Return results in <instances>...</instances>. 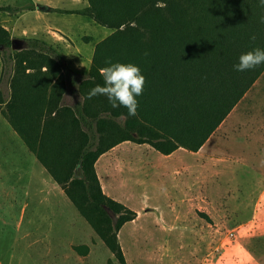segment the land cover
<instances>
[{
    "label": "trees",
    "instance_id": "obj_1",
    "mask_svg": "<svg viewBox=\"0 0 264 264\" xmlns=\"http://www.w3.org/2000/svg\"><path fill=\"white\" fill-rule=\"evenodd\" d=\"M59 10L113 31L96 44L83 76L39 38L26 39L23 49L6 56L12 37L0 25L3 75L9 62L14 71L10 99L0 92V103L6 101L2 114L118 262L126 264L118 232L137 213L103 192L97 159L124 141L148 143L165 155L203 146L264 69V64L243 72L233 68L242 52L264 48L259 22L264 8L256 0H88L83 8ZM107 60L140 66L145 85L135 116L113 108L104 96L89 99V90L103 84L100 69ZM39 74L46 77L41 81ZM23 78L36 92L26 94V101L18 85ZM66 93L77 95V101L66 103ZM42 96L47 104L40 106Z\"/></svg>",
    "mask_w": 264,
    "mask_h": 264
},
{
    "label": "rangeland",
    "instance_id": "obj_2",
    "mask_svg": "<svg viewBox=\"0 0 264 264\" xmlns=\"http://www.w3.org/2000/svg\"><path fill=\"white\" fill-rule=\"evenodd\" d=\"M87 5L88 0H0V6L11 7L0 11V25L25 43L34 37L47 41L45 27L59 26L63 32L56 35L58 53L68 56L64 60L70 68L87 74L92 59H79V55L93 57L96 44L113 29L84 15L59 10ZM43 6L56 9L40 10ZM11 51L6 48L4 54ZM2 55L0 80L4 77ZM44 75L38 78L42 81ZM18 85L24 101L30 91L36 94L24 78ZM2 89L7 94L8 88ZM41 102L38 99V105H46L47 98ZM5 104L0 103V264H120L61 186V193L56 191L58 187L49 189L53 198L46 206L26 204L22 185L11 193L12 170L22 152L8 138L11 124L2 116ZM178 150L181 164L172 167L178 161L165 159L148 143L128 141L106 151L95 163L103 192L137 213L118 232L126 264H264V69L203 146L197 151ZM144 155L145 161L152 160L151 172L141 162ZM200 156L206 163L202 167ZM143 168L144 176L159 178L161 183L156 184L160 187L138 186L134 177ZM142 193L154 201L142 202ZM12 196L15 204L9 201ZM31 209L47 213L48 228L45 235L34 229L30 238H24L18 220ZM13 242L14 253L8 250Z\"/></svg>",
    "mask_w": 264,
    "mask_h": 264
},
{
    "label": "crops",
    "instance_id": "obj_3",
    "mask_svg": "<svg viewBox=\"0 0 264 264\" xmlns=\"http://www.w3.org/2000/svg\"><path fill=\"white\" fill-rule=\"evenodd\" d=\"M48 7H52V6H48ZM40 10L43 11H47L44 8L40 7ZM50 10V9H49ZM11 34L12 38H16L15 33H13V31L11 29H9L8 27H6ZM46 28V40L45 41L47 43L48 46H51L53 48V50H55L57 53V49H56V45L59 42V38H57L56 35H58L59 32H63V30L56 25H48L45 27ZM36 38V37H34ZM40 39V38H39ZM51 39V40H49ZM53 45V46H52ZM59 54V53H58ZM61 55V54H60ZM65 59H68L67 55H61ZM83 56V55H82ZM81 54L79 55V59H85L87 61H91L92 57L90 58V56L88 57H82ZM65 62V60H64ZM66 63V62H65ZM12 64L13 62H11V64L8 66V71H7V77L6 74L3 75L4 77H1L2 79L0 80L1 85H3V87H0V91H2L3 95H4V99L6 101H8L10 99L11 96V88H10V83L12 80V76L13 73H11L12 70ZM66 65L68 66V64L66 63ZM69 67V66H68ZM72 69V68H71ZM72 71L78 75H83L85 76V72L84 71H80L78 69L73 68ZM3 72V71H2ZM6 77V78H5ZM6 79V80H5ZM6 84V85H5ZM4 86H6V88H8L7 94H5L4 89L1 90V88H4ZM65 96L68 97V101L64 99V101L68 104H72L74 102L77 101L78 97L77 95H73V94H69L66 93ZM5 101V102H6ZM70 101V102H69ZM5 102H3V104H5ZM1 113V111H0ZM2 115V114H1ZM3 116V115H2ZM4 117V116H3ZM8 122V121H7ZM9 123V122H8ZM10 125V124H9ZM10 128V132L8 134V138H10L11 141H13L14 145L17 146L22 154L21 156L18 157V165L13 168L12 170V184L10 185V188L12 190V194H15V189L17 188H21V185L23 187V189L26 190V204H28L29 206L32 204H39V205H48L49 203V199L52 200L53 196H51V194L49 195V189H52L54 187H58L55 188L56 191L58 190L59 192L61 190L60 185L55 182L51 176L48 173V170L45 166H43V164H41V162L38 160L37 156L35 155V153H33L32 151H30L28 149V147L26 146V144L24 143L23 139L20 137V135L12 128V126H9ZM20 139V140H19ZM125 143H128V141H124L121 142L120 144L116 145L115 147H113L112 149H116V147H120L122 145H125ZM111 149V150H112ZM178 149L173 151L171 154L165 155V159L166 157H170L172 158L173 161H178L174 164H172V167H176L178 165L181 164V158L179 155H176L178 153ZM198 153V152H196ZM147 159L144 155V158L142 159L141 157V162L145 165V162L147 163V169L146 172L148 171H152V166L150 165V160H144ZM152 161V160H151ZM184 163V161H183ZM202 165H206L205 163V159L203 157L200 156V162H199V166L202 167ZM186 166H184L185 168ZM191 166H189L190 168ZM205 167V166H204ZM143 168V170H138L136 171V176L135 181L138 184V186H140L141 188H147V189H151L154 187H160L158 184L161 183L159 178L155 175H148V176H144V172L145 169ZM139 179V180H138ZM165 182V181H164ZM162 182V183H164ZM158 183V184H156ZM163 186H166L163 184ZM61 193V192H60ZM13 198L11 200H9L10 202H12L11 204H15L16 203V197L12 196ZM145 197V198H144ZM143 197V193L141 195V200L142 202L146 201L149 203L154 201L152 198V196L146 195ZM21 218L18 220V229H20L19 231H21V229L23 228L24 230V238H30V236L32 234H34V229L37 231H42L44 232V235L47 232V220H48V216L47 213L44 212L43 214L37 213L36 209H31L30 214L25 217L23 216V213H21ZM43 221V223H42ZM39 223L38 225L36 223ZM80 227L82 226V223L79 224ZM15 251V243L13 242V244H11V246H9L8 250Z\"/></svg>",
    "mask_w": 264,
    "mask_h": 264
},
{
    "label": "clouds",
    "instance_id": "obj_4",
    "mask_svg": "<svg viewBox=\"0 0 264 264\" xmlns=\"http://www.w3.org/2000/svg\"><path fill=\"white\" fill-rule=\"evenodd\" d=\"M259 7L264 8V0H256ZM259 22L264 23V15L259 17ZM255 39L253 35L251 37ZM264 64V48L255 47L238 56V62L233 65L235 71L243 72ZM103 84H97L88 92V97L101 95L106 97L113 107L127 109L129 116H135L139 102L137 97L142 95L145 76L136 63L107 60L106 66L100 69Z\"/></svg>",
    "mask_w": 264,
    "mask_h": 264
},
{
    "label": "water",
    "instance_id": "obj_5",
    "mask_svg": "<svg viewBox=\"0 0 264 264\" xmlns=\"http://www.w3.org/2000/svg\"><path fill=\"white\" fill-rule=\"evenodd\" d=\"M42 8H46V7L43 6ZM11 47L13 50L23 49L25 47V42H24V40H22L20 38H12ZM2 48H4V46L0 45V49H2Z\"/></svg>",
    "mask_w": 264,
    "mask_h": 264
},
{
    "label": "built area",
    "instance_id": "obj_6",
    "mask_svg": "<svg viewBox=\"0 0 264 264\" xmlns=\"http://www.w3.org/2000/svg\"><path fill=\"white\" fill-rule=\"evenodd\" d=\"M234 239L233 240H235V237H233Z\"/></svg>",
    "mask_w": 264,
    "mask_h": 264
}]
</instances>
